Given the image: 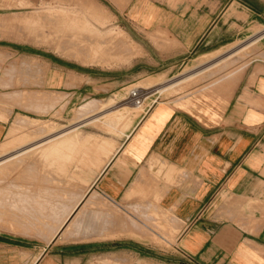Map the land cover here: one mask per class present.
<instances>
[{"label":"crops","instance_id":"1","mask_svg":"<svg viewBox=\"0 0 264 264\" xmlns=\"http://www.w3.org/2000/svg\"><path fill=\"white\" fill-rule=\"evenodd\" d=\"M104 2L119 13L113 19L125 20L132 36L149 43L145 48L140 39L130 40L132 64L108 71L135 73L129 82L107 78L103 85L110 87L133 86L148 74L164 78L189 57L197 55V64L241 33L264 28V0ZM260 34L257 59L242 65L211 119L155 103L131 115L119 137L106 136L103 144L46 147L75 154L68 158L72 166L48 169L52 238L46 243L0 230V264H264V30ZM23 38L0 46V142L15 118L33 129L35 121L21 118L64 116L88 99L77 82L86 75L61 62L85 69L86 57L76 50L59 55L56 50L66 48L60 41L49 51L40 49L39 37ZM257 39L226 56H248ZM125 89L111 101L122 95L116 101H125ZM85 104L79 114L98 107L97 100Z\"/></svg>","mask_w":264,"mask_h":264},{"label":"rangeland","instance_id":"2","mask_svg":"<svg viewBox=\"0 0 264 264\" xmlns=\"http://www.w3.org/2000/svg\"><path fill=\"white\" fill-rule=\"evenodd\" d=\"M95 1L102 7L85 5L80 0H70V4L67 0H0V46L11 45L9 38L19 39L24 36V42H37L36 38L39 37L40 49L49 51L52 50L54 40L60 41L66 47L64 51L56 50L61 56L67 57L69 51L76 50L75 53L86 57L87 61L83 64L87 67L84 66V69L79 66L80 63H69L66 60L61 61L62 66L86 75L80 76L77 82L80 95L88 97L85 98L86 102L78 103L73 108L71 106L64 116L21 118L35 121L37 125H43L44 129L37 128L36 124L33 129L24 127L19 125L21 120L16 118L10 121L5 137L0 142V230L50 242L51 218L46 217V212L50 213L48 169L58 168L60 171L72 166L68 158L75 154H59L57 150L47 151L46 147L103 144L106 136L119 137L122 130L126 129L127 126L123 128V125L127 124L131 115L140 114L155 103H172L199 118L211 119L215 116L212 109L227 99L222 94L227 90L229 92L232 82L241 75L248 63L258 57L261 43L257 37L264 30L261 26L251 28L248 33H241L234 43L210 53L197 64L198 57L195 55L169 76L160 78L148 74L150 77H146L150 79L144 77L143 80L133 81V86H130L128 82L135 70L124 68L114 73L108 71L113 69L108 68L132 64L128 61L136 53L131 46V39L136 43L140 39L145 48L149 47V43L143 37L136 36V33L132 36V26L128 22L120 18L113 19L119 15L116 9L104 0ZM52 18L55 19L53 25L50 22ZM255 39L256 43L248 49V56L238 54L233 56L234 60L226 56L230 51ZM69 45L73 48L69 49ZM146 51L159 59L152 50ZM210 58L213 59L211 62ZM246 62V66L239 71ZM135 67L147 72L141 63ZM117 76L126 78L127 84L120 88L118 85H103L107 78ZM146 79V82H150L148 86L142 84ZM174 83L176 86L172 88L167 86ZM124 87L126 95L133 89L144 90L148 97L145 105L136 108L125 104L124 100L118 102L124 95L116 99L118 101H111L109 96L122 94L119 90ZM89 100H97L98 107L90 111L86 107L87 113L79 114V109L85 107ZM121 108H124L122 112L117 113Z\"/></svg>","mask_w":264,"mask_h":264},{"label":"built area","instance_id":"3","mask_svg":"<svg viewBox=\"0 0 264 264\" xmlns=\"http://www.w3.org/2000/svg\"><path fill=\"white\" fill-rule=\"evenodd\" d=\"M147 99L148 97L145 95L144 90L133 89L128 93L127 98L125 99V102L126 104L132 107L141 108L145 105V102L147 101ZM145 108H147V106H145Z\"/></svg>","mask_w":264,"mask_h":264},{"label":"bare ground","instance_id":"4","mask_svg":"<svg viewBox=\"0 0 264 264\" xmlns=\"http://www.w3.org/2000/svg\"><path fill=\"white\" fill-rule=\"evenodd\" d=\"M249 53V52H248ZM81 110V109H80ZM25 122V121H24ZM28 125V124H27ZM25 197V196H24ZM23 198V197H22ZM15 206V205H14ZM23 207H22V205H21V209H22ZM97 217V216H96ZM57 232V231H56ZM53 233V232H52Z\"/></svg>","mask_w":264,"mask_h":264}]
</instances>
